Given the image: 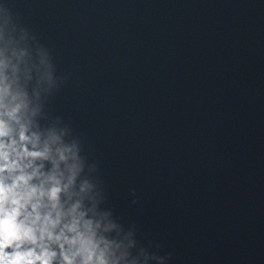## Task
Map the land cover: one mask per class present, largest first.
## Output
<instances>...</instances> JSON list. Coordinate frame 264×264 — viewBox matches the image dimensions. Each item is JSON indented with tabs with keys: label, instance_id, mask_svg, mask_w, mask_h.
<instances>
[{
	"label": "water",
	"instance_id": "95a60500",
	"mask_svg": "<svg viewBox=\"0 0 264 264\" xmlns=\"http://www.w3.org/2000/svg\"><path fill=\"white\" fill-rule=\"evenodd\" d=\"M0 7L15 47L49 51L63 83L46 114L142 246L165 264H264V0Z\"/></svg>",
	"mask_w": 264,
	"mask_h": 264
},
{
	"label": "clouds",
	"instance_id": "9594fccd",
	"mask_svg": "<svg viewBox=\"0 0 264 264\" xmlns=\"http://www.w3.org/2000/svg\"><path fill=\"white\" fill-rule=\"evenodd\" d=\"M17 26L0 7V264H165L102 207L96 164L46 114L63 80L34 36L35 52L14 46Z\"/></svg>",
	"mask_w": 264,
	"mask_h": 264
}]
</instances>
